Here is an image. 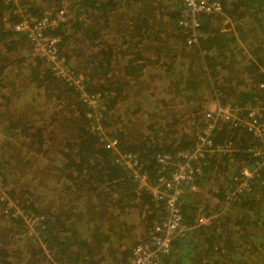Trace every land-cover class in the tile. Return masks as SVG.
I'll return each mask as SVG.
<instances>
[{"label": "trees", "instance_id": "obj_1", "mask_svg": "<svg viewBox=\"0 0 264 264\" xmlns=\"http://www.w3.org/2000/svg\"><path fill=\"white\" fill-rule=\"evenodd\" d=\"M46 1L21 3L36 17L65 10L46 34L59 39V56L83 76L87 93L99 96L101 115L94 121L80 91L46 56L27 51L29 36L13 29L21 7L0 1V264H128L130 252L119 248L136 231L134 215L146 233L165 211L136 192L109 141L137 153L155 178L158 153L193 146L208 101L264 100V0H223L224 13L202 17L193 45L178 25L182 7L170 12L168 0ZM10 65L30 71L35 90L23 106L9 91ZM99 124L106 139L93 129ZM217 129L216 141L240 143L237 175L252 160V136ZM228 165L226 157L207 161L199 194L186 193L183 202L190 230L161 264H264V179L225 205L233 178L210 190ZM201 195L209 201L194 197ZM202 216L211 218L196 225Z\"/></svg>", "mask_w": 264, "mask_h": 264}, {"label": "built area", "instance_id": "obj_2", "mask_svg": "<svg viewBox=\"0 0 264 264\" xmlns=\"http://www.w3.org/2000/svg\"><path fill=\"white\" fill-rule=\"evenodd\" d=\"M11 3L17 8L14 12L22 19L13 25L16 32L29 36L32 54L45 57L56 75L74 85L80 91V97L95 109L91 118L98 121L101 115L99 96L90 95L86 91L83 76L75 73L67 65L65 59L59 56L58 38L47 35V28H54L65 20V10L44 16L32 15L24 8L22 0H0ZM224 13L223 0H182L181 16L178 25L185 34L187 44H197L201 36L199 30L204 15ZM4 27H10L9 19L4 17ZM264 74V65H259ZM258 89L264 93V82ZM201 130L196 135L194 144L189 149L175 153H158L156 161L159 164L157 175L152 178L144 168L137 153L121 151L117 148V140L111 139L108 146L116 150V161L123 167L136 184L138 194L147 192L152 199L164 206V215L160 221L152 225L145 237L137 243L128 260V264H161L162 258L173 249V241L183 237L190 230L182 210L186 193L199 194V178L207 161L212 156L226 157L229 167L237 169L236 153L240 143L235 139L215 140V129H240L248 132L253 143L248 145L247 153L252 159L242 164L240 173L234 175L233 183L226 192L224 204L228 205L251 189L255 179H264V100L252 104L239 105L231 102H221L218 99L206 103L201 120ZM103 139L107 137L101 131V125L93 127ZM211 217L202 216L196 225L208 221Z\"/></svg>", "mask_w": 264, "mask_h": 264}, {"label": "crops", "instance_id": "obj_3", "mask_svg": "<svg viewBox=\"0 0 264 264\" xmlns=\"http://www.w3.org/2000/svg\"><path fill=\"white\" fill-rule=\"evenodd\" d=\"M167 5L169 8V11L173 12V10H175V9L177 10L178 8L182 7V0H168ZM140 6H141L140 3L136 4V8H137L138 12H139ZM128 12H129V10H128ZM130 17H132V15H130ZM124 25L127 27L128 23H124ZM131 27L128 26L127 30L129 31V29H131ZM28 47L29 48L27 49V51H29V53H30V51H31L30 46H28ZM24 54H25V51H24ZM0 62H2V60ZM10 67H12V70L10 71V74H9L8 70ZM151 70H152V73L155 72L154 69H151ZM7 73L9 75L10 80H11L10 81L11 85L9 86V88H10L9 91L12 93H15L16 96L20 95L19 97L21 98V100H23V103H22V106H23V104L28 101L27 99H30V97L31 98L33 97V94H34L33 91L35 90V88H33V86L28 82V77H30V71L25 70V69L20 70V69H17L14 65H10L5 71L6 75H7ZM29 103H30V101H29ZM130 255H131V253H130ZM130 255L128 256V260H129ZM127 263H128V261H127Z\"/></svg>", "mask_w": 264, "mask_h": 264}, {"label": "rangeland", "instance_id": "obj_4", "mask_svg": "<svg viewBox=\"0 0 264 264\" xmlns=\"http://www.w3.org/2000/svg\"><path fill=\"white\" fill-rule=\"evenodd\" d=\"M48 4L50 6H55V0H51L49 3L47 1L42 3V5H46V6ZM31 52H32V49H31L30 53ZM11 70H12V67H10L9 70H8L9 74H10ZM261 94L264 96V93H261ZM183 108L186 109L185 106H183ZM133 109L134 108L130 109V111H132ZM0 138H1V133H0ZM236 170L237 169L235 167H229V165H228V169L225 171L226 176H221L218 181L213 182L212 185H211V190L210 191H218L219 184L220 183L222 184V182H226L227 181V184H226V186H227L228 182H229L228 179L232 178L234 176V174L236 173ZM204 191H207V190H204ZM1 193H3V192L1 191ZM194 197L196 199L201 198L202 199V203L203 202L205 203V202L209 201V200H207L208 199L207 197H204L202 195L201 196H194ZM158 217L161 218L162 215H159L156 218H158ZM141 221L142 220H141L140 216L134 215V225H135L136 231L135 232L133 231L132 233L127 235L122 247L119 248L120 253H124V252H127V251H129L131 253L133 247L136 244L135 242L137 241V239L141 241L145 237V228L142 227L143 225H141ZM120 261H121L120 262L121 264H124L126 262V261H122L121 258H120Z\"/></svg>", "mask_w": 264, "mask_h": 264}, {"label": "flooded vegetation", "instance_id": "obj_5", "mask_svg": "<svg viewBox=\"0 0 264 264\" xmlns=\"http://www.w3.org/2000/svg\"><path fill=\"white\" fill-rule=\"evenodd\" d=\"M30 44H31V42H30ZM32 49V48H31Z\"/></svg>", "mask_w": 264, "mask_h": 264}]
</instances>
